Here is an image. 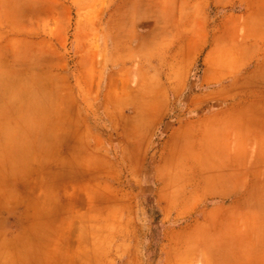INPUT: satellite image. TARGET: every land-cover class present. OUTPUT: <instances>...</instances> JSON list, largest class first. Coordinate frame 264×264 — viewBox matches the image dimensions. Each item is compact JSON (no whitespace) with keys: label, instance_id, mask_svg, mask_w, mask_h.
<instances>
[{"label":"crops","instance_id":"1","mask_svg":"<svg viewBox=\"0 0 264 264\" xmlns=\"http://www.w3.org/2000/svg\"><path fill=\"white\" fill-rule=\"evenodd\" d=\"M214 1L209 16L225 17L218 30L202 27L194 42L184 32L170 54L165 34L147 56L144 42L159 29L154 19L150 30L139 20L142 31H128L122 10L111 12L118 68L108 75L107 99L123 95L135 75L141 94L148 81V97H166L168 88L185 105L169 135L183 144L191 138L181 173L184 247L181 260L162 264H264V0ZM23 2L0 0V264H90L78 231L90 221L88 114L101 95L97 12L71 11L65 32L59 8L48 15L46 4ZM133 33L130 66L125 44ZM176 170L165 164L157 175ZM168 186L154 196L164 223L174 204L158 198ZM84 232L90 241V225Z\"/></svg>","mask_w":264,"mask_h":264},{"label":"rangeland","instance_id":"2","mask_svg":"<svg viewBox=\"0 0 264 264\" xmlns=\"http://www.w3.org/2000/svg\"><path fill=\"white\" fill-rule=\"evenodd\" d=\"M223 3L227 2H221ZM25 4H30L32 9L46 4L48 15L54 13V6L59 8V12L64 14L62 24L65 32L70 29L71 11L90 8L97 12L92 22L96 35L101 34L96 43L103 56L99 84L101 95L92 98L88 114L90 221L87 222L85 218L84 223L87 224L79 227L80 254L84 255V252L90 250V264H162L167 260H181L185 236L181 173L189 155L187 153H190L191 138L187 137L183 144L169 135L177 120L185 116L186 111L182 108L185 105L183 101L172 97V94L169 95L168 88H165L166 97H148L145 87L149 86L148 81L141 82L140 86L144 85L141 94L136 90L140 82L135 75L127 80V89L123 95L115 100L107 99L108 75L118 68L113 29L117 18L111 12L115 9L122 10L121 26L128 31L137 27L141 32L139 20H148L145 26L150 30L152 26L149 24L154 19L153 22H156L159 29L144 42L147 56H150L151 42L164 39L165 34L169 37L165 44L170 47L162 49L170 54L173 47L181 44L184 32L185 35H190L191 42L196 40V32L202 27L215 32L225 18L223 13L217 11L215 16H209L214 0H24L22 6ZM104 10L108 13L104 14ZM170 10L175 11L174 16H168ZM50 11L52 12L49 13ZM30 20L34 21V18L31 17ZM52 22L47 16L43 24ZM184 24H189L186 31L183 29ZM229 24L230 22L224 23ZM102 33L106 34L108 42H103ZM136 34L129 35L125 44L130 66L135 63L133 50L137 45ZM70 39L73 37L70 36ZM70 51L69 56L73 58ZM143 52L146 54V51ZM164 67H160V72L165 77ZM86 113L85 109V116ZM164 118L167 121L162 123ZM165 164L175 167L176 174L157 175V168ZM168 181L171 182L170 192L166 196L161 193L157 197L162 204L169 201L174 204L169 209L172 219L164 223L160 218L161 209L157 207L160 203H156L154 196L158 195V190L168 189ZM172 191L175 193L172 194ZM83 203L84 200H81V204ZM192 212L193 210L187 209V214ZM89 225L90 241H86L84 228Z\"/></svg>","mask_w":264,"mask_h":264},{"label":"bare ground","instance_id":"3","mask_svg":"<svg viewBox=\"0 0 264 264\" xmlns=\"http://www.w3.org/2000/svg\"><path fill=\"white\" fill-rule=\"evenodd\" d=\"M156 115V114H155Z\"/></svg>","mask_w":264,"mask_h":264}]
</instances>
